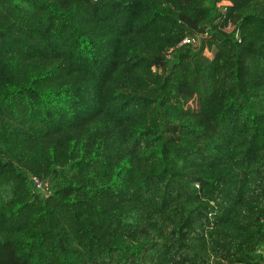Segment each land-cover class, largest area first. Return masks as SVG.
Here are the masks:
<instances>
[{
	"label": "trees",
	"instance_id": "trees-1",
	"mask_svg": "<svg viewBox=\"0 0 264 264\" xmlns=\"http://www.w3.org/2000/svg\"><path fill=\"white\" fill-rule=\"evenodd\" d=\"M262 244L264 0H0V264Z\"/></svg>",
	"mask_w": 264,
	"mask_h": 264
},
{
	"label": "built area",
	"instance_id": "built-area-1",
	"mask_svg": "<svg viewBox=\"0 0 264 264\" xmlns=\"http://www.w3.org/2000/svg\"><path fill=\"white\" fill-rule=\"evenodd\" d=\"M207 35H208V33L205 32L204 35L200 34L197 37H186L178 44L177 48H182V47H185L187 45H191L193 47H198L199 41L201 40V37H206ZM193 49H195V48H193ZM170 52H172V50L169 51L167 54L168 59L171 58V55L169 54ZM31 181H32L33 187H34L36 192H39L44 196H47L49 194L48 184L46 182H44L42 179H40L36 176H32ZM256 255L258 256L260 263L264 264V244H262L257 249Z\"/></svg>",
	"mask_w": 264,
	"mask_h": 264
}]
</instances>
